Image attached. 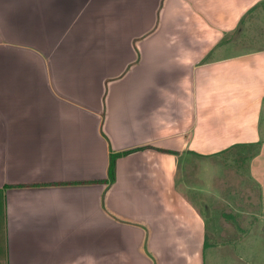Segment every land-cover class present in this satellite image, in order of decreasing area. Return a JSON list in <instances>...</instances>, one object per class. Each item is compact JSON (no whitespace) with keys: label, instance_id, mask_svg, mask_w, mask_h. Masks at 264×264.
I'll return each instance as SVG.
<instances>
[{"label":"crops","instance_id":"1","mask_svg":"<svg viewBox=\"0 0 264 264\" xmlns=\"http://www.w3.org/2000/svg\"><path fill=\"white\" fill-rule=\"evenodd\" d=\"M147 5L145 19L144 0L0 1L9 264H203L220 204L202 216L181 167L230 145L264 154V45L228 52L264 0ZM132 150L107 182L110 154Z\"/></svg>","mask_w":264,"mask_h":264},{"label":"rangeland","instance_id":"2","mask_svg":"<svg viewBox=\"0 0 264 264\" xmlns=\"http://www.w3.org/2000/svg\"><path fill=\"white\" fill-rule=\"evenodd\" d=\"M0 1L8 2V0ZM112 1L116 2V0ZM144 2L146 19L151 6L147 5L149 0ZM1 10L4 8L0 7ZM84 17L89 18V12ZM99 17L101 13L98 12V19ZM26 29L24 25H19L17 28L19 34ZM90 31L95 32L94 39L98 40V22L90 28ZM228 40L232 42L228 48L229 53L264 45V6H260L254 13L244 18L237 32L231 34ZM51 41L52 39L48 46L51 45ZM234 45L238 50L233 48ZM100 47L101 41L98 49ZM95 55L96 51L91 44V58ZM101 61L107 60L101 59ZM101 66L104 65L101 63ZM95 67L96 71L101 70L100 65ZM15 71L24 70L17 67ZM260 148V142L248 152L230 145L227 150L209 158L204 157L199 160L194 157L192 163L181 167L182 175L178 177V187L196 204L202 216L208 217L210 214L208 207L202 205L201 201H204V198L208 200L207 205L216 200L220 204L219 211L211 210L213 214L212 217L209 216L211 220L207 222L208 235L205 237L207 246L204 249L203 264H264V154H259ZM240 153L244 154L240 155ZM4 225L5 219L2 215L0 264H9L11 253L7 246V231ZM113 238L115 239L116 236ZM17 260L16 256V262Z\"/></svg>","mask_w":264,"mask_h":264},{"label":"trees","instance_id":"3","mask_svg":"<svg viewBox=\"0 0 264 264\" xmlns=\"http://www.w3.org/2000/svg\"><path fill=\"white\" fill-rule=\"evenodd\" d=\"M256 144H238V145H235L237 146L238 148H241L242 150L245 149V151H249L251 150V148H253ZM140 149H143V148H139V149H135V150H140ZM135 150H132V151H125V152H122V153H115V154H110L109 156V161H108V169H107V174H108V177L106 179L107 182L109 183H113L114 182V179H115V162H116V159L119 157V156H123V155H126L130 152H133ZM244 153H240V155H243ZM3 200H2V192L0 191V218L2 217L3 215V211H2V203Z\"/></svg>","mask_w":264,"mask_h":264}]
</instances>
